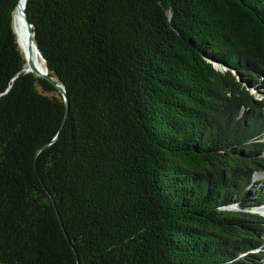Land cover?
Wrapping results in <instances>:
<instances>
[{
    "label": "trees",
    "instance_id": "1",
    "mask_svg": "<svg viewBox=\"0 0 264 264\" xmlns=\"http://www.w3.org/2000/svg\"><path fill=\"white\" fill-rule=\"evenodd\" d=\"M17 3L0 0V264H264V0H28L68 108L23 72Z\"/></svg>",
    "mask_w": 264,
    "mask_h": 264
},
{
    "label": "water",
    "instance_id": "2",
    "mask_svg": "<svg viewBox=\"0 0 264 264\" xmlns=\"http://www.w3.org/2000/svg\"><path fill=\"white\" fill-rule=\"evenodd\" d=\"M27 1L28 0H18L17 6L15 8V13L18 11V9L22 8V15L24 17V21L26 24L27 38H28V43H29L27 51L30 52V50L34 46V49L37 52V54L40 56V59H41L42 63L44 64L45 69L41 70V69L35 67L31 58L29 56L25 57V55H23L24 59H25V66H24L23 72L24 73H32V74L36 75L37 77H40V78L46 80L47 82H49L51 85H53L55 87V89L58 91V93L61 95V97L63 98L65 105H66V108H68V99H67V94H66L64 87L57 80H54L49 76L48 69L45 66V60L42 57V55H41V53H40V51H39V49H38V47L34 41L33 26L28 21L27 14L25 12ZM14 23H15V21H14ZM14 31H15L16 36H18L15 24H14ZM17 42L19 45L18 37H17ZM19 48H20V45H19ZM211 64L213 65L214 69H216L217 71L224 72L227 70L223 65H221L219 63L212 62ZM230 211H233V210H230ZM236 211H239V210H236ZM256 214L259 215V213H256Z\"/></svg>",
    "mask_w": 264,
    "mask_h": 264
},
{
    "label": "bare ground",
    "instance_id": "3",
    "mask_svg": "<svg viewBox=\"0 0 264 264\" xmlns=\"http://www.w3.org/2000/svg\"><path fill=\"white\" fill-rule=\"evenodd\" d=\"M14 21H15V27L17 31V37L19 41L20 48L22 50L23 55L25 57H30L34 66L44 70V64H42V61L40 59V56L37 54V52L34 49V46L30 50V52L27 51L28 48V38H27V28L24 21V17L22 15V8L18 9V11L14 15Z\"/></svg>",
    "mask_w": 264,
    "mask_h": 264
},
{
    "label": "rangeland",
    "instance_id": "4",
    "mask_svg": "<svg viewBox=\"0 0 264 264\" xmlns=\"http://www.w3.org/2000/svg\"><path fill=\"white\" fill-rule=\"evenodd\" d=\"M261 84H264V80L261 81ZM250 91H251L252 94H257L255 92V90H250ZM261 91H264V90H261ZM263 96H264V93H263ZM263 180H264V173H257V174L254 175V178H253L254 182L261 183V182H263ZM263 189H264V185H262V183L257 185L256 188H255L256 191H260V190H263ZM225 209L236 211V210H239V205L238 204H234V205L226 207ZM249 212H252L253 214L259 213V216L264 217V203L259 205V206H257V207H254ZM263 247H264V239H263Z\"/></svg>",
    "mask_w": 264,
    "mask_h": 264
}]
</instances>
